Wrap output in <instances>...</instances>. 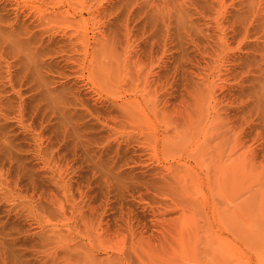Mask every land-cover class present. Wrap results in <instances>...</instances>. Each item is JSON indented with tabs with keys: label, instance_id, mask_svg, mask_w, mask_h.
<instances>
[{
	"label": "rangeland",
	"instance_id": "rangeland-1",
	"mask_svg": "<svg viewBox=\"0 0 264 264\" xmlns=\"http://www.w3.org/2000/svg\"><path fill=\"white\" fill-rule=\"evenodd\" d=\"M175 1L0 0L81 36L35 70L0 41V264H264V0Z\"/></svg>",
	"mask_w": 264,
	"mask_h": 264
},
{
	"label": "bare ground",
	"instance_id": "bare-ground-1",
	"mask_svg": "<svg viewBox=\"0 0 264 264\" xmlns=\"http://www.w3.org/2000/svg\"><path fill=\"white\" fill-rule=\"evenodd\" d=\"M42 1H46V0H42ZM47 1L50 3L52 2V0H47ZM120 1H122V0H120ZM48 2H46V3H48ZM70 2H73V1H70ZM207 2H209V0ZM187 3H188V0H176L175 1V6H176L175 13L177 14V16L179 18H182V15L186 14L184 12H185V5ZM42 4H43V2H42ZM69 4H71V3H69ZM89 7L90 6L88 5L87 10L91 11V8H89ZM47 9L48 8H45L43 11L42 10L40 11L41 16L39 17V15H38V17H39L37 19L38 23L35 22L36 23L35 25H29V24H26L25 22H22V21L21 22L18 21L19 23L17 21H15L16 23H12V25L10 27H8V29H4L3 28L4 26L2 27L0 25V41L7 42V44L10 43V45H7V46L11 50V53L13 52L15 55L20 53L18 57H20V55H21V57H20V58H22L21 61L22 62L25 60H26L25 62L28 61L33 66L34 70L37 69L39 66L43 67V65H45V60H43L41 58L42 55L46 54L44 51L55 49L56 51L58 50L61 52V51H65V50L71 48L72 52L74 50L76 52V51H78V48L77 49L75 48L77 46L76 42L81 37V36L73 37L72 33H67V32H62L61 37L54 36L53 35L54 32L52 31L53 28H47V27H51L52 26L51 23L56 22L57 20H61V21L68 20V16L70 14V11H69V8L62 9V8L55 6V5L53 6V9H51L49 11ZM187 12H188V10H187ZM20 18H21V16H20ZM83 18H84V15L82 13L81 19H83ZM8 19H13V18H8ZM0 20H2L1 17H0ZM100 32H102V31H100ZM99 34H100V36L98 35L99 37H97V40L95 41L96 43H95L93 50L92 51H87V50L85 51V58H87V56L89 54H91V56H92L91 58L93 60L92 61L93 62V68L95 69V71L102 73L105 70V67L107 68L106 58H108V55L106 52V50H107L106 47H107L108 37L105 36L104 32L99 33ZM51 47H53V48H51ZM77 53H79V52H77ZM65 57H66L67 61L74 59V60H72L74 62H76L80 59L79 55L75 56L72 53L70 55L67 54ZM72 61H70V62L72 63ZM68 64H70V63H68ZM24 65H25V67L27 66L26 63ZM69 66L70 65H68V67ZM27 68H30V67L28 66ZM33 71H31V72H33ZM115 103H117V102H115ZM117 106H118V108H120L125 113L130 112L132 109H138V108L141 109L142 108L141 107V100L134 98V97L133 98L129 97V98L123 99L121 102H118L116 104V107ZM93 113H94V111H93ZM236 164L239 168H242L243 167V160L242 159L238 160L236 162ZM251 196L253 197V194ZM252 203L253 202L250 203V206L252 205ZM254 232L256 235H259V238L264 237V228H262V227H260V229L256 228V230ZM90 253L93 254L91 252V250H89V251L84 250V251H82L81 254L87 260V264H94V262H95L94 254L92 256Z\"/></svg>",
	"mask_w": 264,
	"mask_h": 264
}]
</instances>
